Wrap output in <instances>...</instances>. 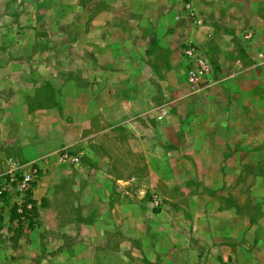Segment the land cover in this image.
<instances>
[{
    "label": "crops",
    "instance_id": "0c3cea01",
    "mask_svg": "<svg viewBox=\"0 0 264 264\" xmlns=\"http://www.w3.org/2000/svg\"><path fill=\"white\" fill-rule=\"evenodd\" d=\"M127 5L135 7L133 31L150 33L152 47L131 48L119 55L123 63L104 69L127 79L121 87L126 96L118 106L121 117L110 113L108 122H120L121 129L127 128L122 124L134 127L131 142L141 155V129L146 122L153 126L161 108L168 110L166 122L184 126L179 150L183 156L178 160L195 167L191 178L173 190L182 193L180 201L189 205L175 212L181 218L175 227L164 229L171 250L183 249L177 244L185 237L186 249L197 245L200 250L199 264H264V0H195L202 26L181 19L175 0H127ZM114 15H119L117 9L105 5L90 22L94 36L100 26L119 23ZM248 31L254 32V40L244 39ZM188 44L198 45L215 67L213 82L194 96L183 78L187 64L182 52ZM136 76L135 82L131 80ZM130 106L142 115L132 118ZM115 131L110 125L104 135ZM163 147L175 160L178 150ZM193 151L199 153L198 161L190 155ZM206 151L215 158L207 161L203 173ZM128 181L118 180L123 187L118 210L109 201L102 214L77 203L81 195H74L71 209L57 204L51 185L44 184L36 197L42 207L39 226L30 232L19 229L13 203L0 199V264H112L105 258L109 250L119 257L113 264H126L127 248L133 244L128 222L135 218L142 223L144 216L127 208L132 196L125 187ZM140 194L142 200L143 190ZM108 196L112 198L111 193ZM163 198L166 203L179 201ZM193 256L184 264H197ZM170 264L182 263L172 259Z\"/></svg>",
    "mask_w": 264,
    "mask_h": 264
},
{
    "label": "rangeland",
    "instance_id": "374dc122",
    "mask_svg": "<svg viewBox=\"0 0 264 264\" xmlns=\"http://www.w3.org/2000/svg\"><path fill=\"white\" fill-rule=\"evenodd\" d=\"M140 1L145 0H135ZM175 3L181 6V19L202 26L195 0ZM105 5L117 9L119 15L113 17L119 23L100 26L94 36L90 22ZM187 5L195 16L187 11ZM134 10L127 0H0V199L13 203L22 215L21 221L18 218L19 229L30 232L39 226L42 207L36 197L44 184L51 185L57 204H67L71 209L74 195H81L77 203L102 214L108 211L109 201L115 204L112 209L118 210L122 187L118 180L128 179L125 187L132 196H128L127 208L144 216L142 223L135 218L128 222L133 244L127 248L126 264H170L172 259L184 264L192 260L191 253L199 261L197 245L186 249L185 237L179 238L177 245L183 249L174 251L167 234H163L164 229L181 221L175 212L189 205L180 201L182 193L173 191L176 184L191 178L195 167L178 160L183 156L179 151L184 143L183 124L166 122L168 110L161 108L153 126L146 122L141 129L144 132L138 140L142 141V156L131 142L135 140L130 137L136 135L135 128L122 124L127 128L121 129L117 125L120 122H108L110 113L121 117L118 106L126 97L121 87L127 79L104 69L113 70L115 64L123 63L119 55L131 48L144 51L152 47L150 33L133 31ZM249 34L253 38L248 39ZM243 37L252 41L254 32H245ZM188 46H196L200 52L201 48L188 44L182 52L187 64L183 78L187 91L194 96L213 82L215 67L202 55L212 70L197 86L191 85L190 64L184 55ZM133 108H127L132 118L142 115L141 110ZM200 112H205L203 107ZM110 125L116 131L104 135ZM163 146L178 150L175 160ZM190 155L200 159L196 151ZM214 158L210 152L203 153V173L208 170L207 161ZM140 190L142 200L138 198ZM164 196L179 201L166 203ZM23 210L28 211L24 216ZM105 258L119 261L114 250H109Z\"/></svg>",
    "mask_w": 264,
    "mask_h": 264
},
{
    "label": "built area",
    "instance_id": "2783aa9c",
    "mask_svg": "<svg viewBox=\"0 0 264 264\" xmlns=\"http://www.w3.org/2000/svg\"><path fill=\"white\" fill-rule=\"evenodd\" d=\"M187 11H189L191 16H195L190 5L186 6ZM248 39L253 38V34H249ZM185 57L189 61V80L191 85L197 86L200 81L209 75L212 68L209 62L202 56L200 50L196 46H188L184 52ZM13 181V179H12ZM29 209V208H28ZM28 211L23 210L21 214L26 215Z\"/></svg>",
    "mask_w": 264,
    "mask_h": 264
},
{
    "label": "trees",
    "instance_id": "16d2710c",
    "mask_svg": "<svg viewBox=\"0 0 264 264\" xmlns=\"http://www.w3.org/2000/svg\"><path fill=\"white\" fill-rule=\"evenodd\" d=\"M34 211H36V208L34 209ZM15 215H16V217H17V218H19V219H20V218H21V216H22V215H18V213H17V211H16V210H15ZM20 221H21V219H20Z\"/></svg>",
    "mask_w": 264,
    "mask_h": 264
}]
</instances>
